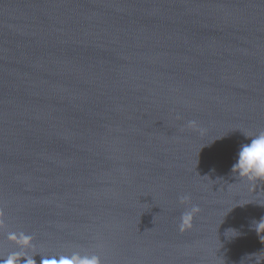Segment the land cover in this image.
Listing matches in <instances>:
<instances>
[{
  "label": "water",
  "instance_id": "95a60500",
  "mask_svg": "<svg viewBox=\"0 0 264 264\" xmlns=\"http://www.w3.org/2000/svg\"><path fill=\"white\" fill-rule=\"evenodd\" d=\"M260 130L264 0H0V264H264Z\"/></svg>",
  "mask_w": 264,
  "mask_h": 264
},
{
  "label": "clouds",
  "instance_id": "9594fccd",
  "mask_svg": "<svg viewBox=\"0 0 264 264\" xmlns=\"http://www.w3.org/2000/svg\"><path fill=\"white\" fill-rule=\"evenodd\" d=\"M243 134L249 142L239 145L235 162L231 167V174L241 182H248L253 185L264 184V130H260L252 135ZM184 199H187V197L182 198V200ZM198 211V207L193 206L184 214L181 229L189 225L193 214ZM252 227L258 235H264V217H261L259 221H253ZM229 232L237 231L235 229H228L225 235ZM226 237L228 236L226 235Z\"/></svg>",
  "mask_w": 264,
  "mask_h": 264
}]
</instances>
